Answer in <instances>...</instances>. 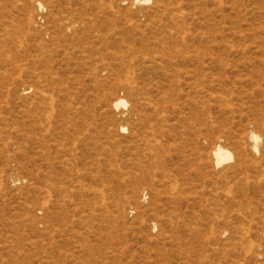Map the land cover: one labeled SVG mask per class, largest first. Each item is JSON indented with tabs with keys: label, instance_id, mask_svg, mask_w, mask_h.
I'll use <instances>...</instances> for the list:
<instances>
[{
	"label": "rangeland",
	"instance_id": "1",
	"mask_svg": "<svg viewBox=\"0 0 264 264\" xmlns=\"http://www.w3.org/2000/svg\"><path fill=\"white\" fill-rule=\"evenodd\" d=\"M0 264H264V0H0Z\"/></svg>",
	"mask_w": 264,
	"mask_h": 264
},
{
	"label": "bare ground",
	"instance_id": "2",
	"mask_svg": "<svg viewBox=\"0 0 264 264\" xmlns=\"http://www.w3.org/2000/svg\"><path fill=\"white\" fill-rule=\"evenodd\" d=\"M135 1H137V0H135ZM140 1V0H139ZM141 1H148V0H141ZM41 3L39 4L38 3V7H41ZM38 9V8H37ZM43 9V8H42ZM114 105L116 106V107H119V106H125V101L124 100H122V99H118L116 102H114ZM250 138H252L253 139V141H254V143L257 141V139H258V137L255 135V134H251V136H250ZM259 141V140H258ZM252 144V143H251ZM254 148H255V146H254ZM256 149V148H255ZM214 154L213 155H215V157H216V164H220L221 163V161H225V160H227V159H230V153L228 152V151H226V150H223L221 147H217L214 151ZM222 164V163H221Z\"/></svg>",
	"mask_w": 264,
	"mask_h": 264
}]
</instances>
